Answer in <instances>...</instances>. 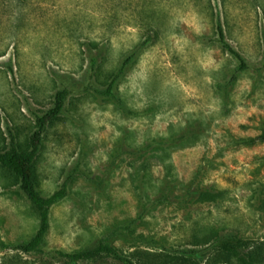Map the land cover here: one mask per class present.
<instances>
[{"label":"rangeland","instance_id":"374dc122","mask_svg":"<svg viewBox=\"0 0 264 264\" xmlns=\"http://www.w3.org/2000/svg\"><path fill=\"white\" fill-rule=\"evenodd\" d=\"M218 16L247 70L215 42ZM263 52L264 0H0V154L11 141L26 150L33 114L71 90L34 161L42 197L64 190L37 252L11 249L37 218L0 165V264H69L58 251L99 244L200 249L204 227L242 254L260 246L264 264V143L243 142L264 133ZM132 54L116 100L99 94Z\"/></svg>","mask_w":264,"mask_h":264},{"label":"trees","instance_id":"16d2710c","mask_svg":"<svg viewBox=\"0 0 264 264\" xmlns=\"http://www.w3.org/2000/svg\"><path fill=\"white\" fill-rule=\"evenodd\" d=\"M153 27L147 25L145 31L146 41L142 43L147 45L152 35ZM213 33L215 35V42L219 47L234 58L237 63V70H247L248 64L243 60L241 55L231 46L226 39V32L221 18L218 16L213 22ZM135 54L127 57L117 73L112 76L104 91L98 92L111 100H116L114 95V88L117 80L124 72L126 66L132 61ZM264 56V52H263ZM89 79L93 77L91 73L97 69L95 58L91 59ZM85 89V88H84ZM71 94V90L67 87L57 91L53 97V105L43 114H33L35 119L36 130L30 136L28 148L22 150L15 145L13 141L10 142L9 149L0 154V165L4 167L13 177L19 182V189L30 203L35 211L37 218V229L35 234L26 243L19 244L12 247V250L18 251L22 254H29L37 252L42 246L45 235L49 227V211L64 196V190L54 192L52 195L42 197L37 191V182L34 168V161L39 149L40 141L44 129L50 126L62 113L65 101ZM248 145L256 143H264V133L259 136L243 140ZM165 143L162 140H152L149 144L153 146ZM206 198H205V197ZM205 199L215 200V194H204ZM201 235H192L194 245L202 246L200 249L181 248L179 250H162L159 253L143 252L131 254L129 256L120 254L116 250L108 247L105 244H99L93 249H85L75 253L57 252V255L66 260L69 264H75L81 261H93L102 258H110L122 264H218L227 262L229 259H235L242 264H254L257 251L261 249L256 246L251 252L242 254L240 252L239 240H235V244L227 246L225 237L220 236L217 231L210 227H204ZM254 257V258H253ZM261 263V262H260Z\"/></svg>","mask_w":264,"mask_h":264}]
</instances>
